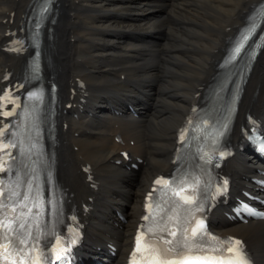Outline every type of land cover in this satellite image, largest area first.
Segmentation results:
<instances>
[{"label":"bare ground","instance_id":"bare-ground-1","mask_svg":"<svg viewBox=\"0 0 264 264\" xmlns=\"http://www.w3.org/2000/svg\"><path fill=\"white\" fill-rule=\"evenodd\" d=\"M30 1L0 0V93L7 71L17 72L26 60L9 54L5 45ZM261 1H57L51 53L61 81V118L67 124L58 131V173L76 201L93 198L85 239L90 253L103 264L125 263L144 196L153 178L172 166L178 131L194 94L213 74L227 41ZM81 82L83 92L74 94L72 88ZM242 99L237 124L247 110L264 122V50ZM69 102L80 106L69 109ZM239 132L235 129L237 139ZM122 150L133 159L143 158L145 164L139 170L129 168ZM88 166L97 180L93 190ZM258 166L259 158L248 148L239 150L228 163L235 193L250 184L247 176L256 174ZM213 226L221 233L244 236L264 263V220L238 224L216 210ZM109 242L117 246L115 256L108 250ZM99 246L101 251L96 250Z\"/></svg>","mask_w":264,"mask_h":264},{"label":"snow or ice","instance_id":"snow-or-ice-1","mask_svg":"<svg viewBox=\"0 0 264 264\" xmlns=\"http://www.w3.org/2000/svg\"><path fill=\"white\" fill-rule=\"evenodd\" d=\"M160 182L161 181H157V183H160ZM165 183H167V182H165ZM5 227H7V225H5ZM200 227H202V225L201 224H197L196 228H193L192 229V235L193 236L196 235L197 229L200 228ZM171 235L175 236L176 233L173 232V233H171ZM5 239H7V237H5ZM141 239H142V237H141ZM21 243H23V242H21ZM229 243L232 246L228 249V251L234 252L236 254L235 259L237 261V264H246V261L244 260L243 254H242V252L240 250V247H239L240 244H241V242L238 241V240H236V241H229ZM137 250H139V248ZM5 252H7V246H5ZM59 255H60V253L57 252V257H59ZM5 259H7V256H5ZM169 264H171V262H169ZM220 264H224V261L222 259L220 260ZM229 264H232V261L231 260L229 261Z\"/></svg>","mask_w":264,"mask_h":264},{"label":"rangeland","instance_id":"rangeland-1","mask_svg":"<svg viewBox=\"0 0 264 264\" xmlns=\"http://www.w3.org/2000/svg\"><path fill=\"white\" fill-rule=\"evenodd\" d=\"M157 12L150 13L151 15L156 14Z\"/></svg>","mask_w":264,"mask_h":264}]
</instances>
